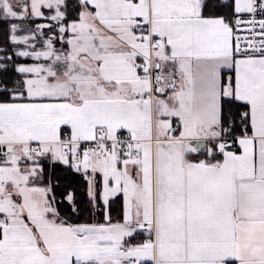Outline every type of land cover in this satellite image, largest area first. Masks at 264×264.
Masks as SVG:
<instances>
[{"label": "snow or ice", "instance_id": "6c2138e0", "mask_svg": "<svg viewBox=\"0 0 264 264\" xmlns=\"http://www.w3.org/2000/svg\"><path fill=\"white\" fill-rule=\"evenodd\" d=\"M0 264H264V0H0Z\"/></svg>", "mask_w": 264, "mask_h": 264}]
</instances>
